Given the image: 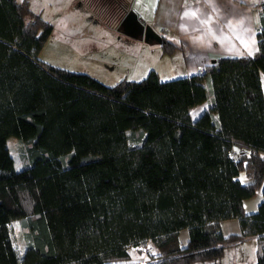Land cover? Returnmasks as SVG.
<instances>
[{
  "label": "trees",
  "instance_id": "obj_1",
  "mask_svg": "<svg viewBox=\"0 0 264 264\" xmlns=\"http://www.w3.org/2000/svg\"><path fill=\"white\" fill-rule=\"evenodd\" d=\"M102 2L117 7L118 22L127 13L124 0ZM258 7L254 55L106 84L43 62L53 24L29 0H0V264H20L13 220L24 231L22 264H214L251 236L264 264V0ZM162 47L176 45L163 36ZM11 135L28 144L21 169ZM260 188L258 209L246 212ZM229 218L239 233H223ZM147 241L156 250L132 260L129 247Z\"/></svg>",
  "mask_w": 264,
  "mask_h": 264
},
{
  "label": "rangeland",
  "instance_id": "obj_2",
  "mask_svg": "<svg viewBox=\"0 0 264 264\" xmlns=\"http://www.w3.org/2000/svg\"><path fill=\"white\" fill-rule=\"evenodd\" d=\"M49 1L47 5L44 4L42 16L53 24V30L39 52V58L43 62L73 71L87 72L106 84H115L124 78L142 79L150 71L149 67L152 63L158 64L155 60V52L148 49L147 45L142 47L126 41L127 35L118 28L119 22L116 17L119 11L116 6L111 5L104 9L106 3L102 2L103 0H95L104 10L99 11L98 7L90 5L89 0H75L76 3L80 2V5L71 2L68 8L65 6L66 0ZM125 2L127 11L139 9L145 14L149 12L148 8L144 9L145 6L141 5L140 0H125ZM179 76L182 75L172 72L161 74L162 79ZM207 87L209 95H212L210 83ZM8 144L14 157L15 167L21 169L28 162L26 156L28 144L15 135L8 137ZM262 198L263 191L260 188L255 195L245 199L254 200L252 206H249L247 201L245 211H256ZM9 230L16 255L22 264L24 231L20 220L9 222ZM179 239L181 245L187 244L188 228L180 230ZM256 249L257 237L251 236L228 245L224 253L212 261L214 264H256ZM155 250L150 241L129 247L131 259L136 261H144L148 252Z\"/></svg>",
  "mask_w": 264,
  "mask_h": 264
},
{
  "label": "crops",
  "instance_id": "obj_3",
  "mask_svg": "<svg viewBox=\"0 0 264 264\" xmlns=\"http://www.w3.org/2000/svg\"><path fill=\"white\" fill-rule=\"evenodd\" d=\"M31 7L44 14V4L49 0H29ZM125 1V0H124ZM262 0H140L147 14L134 9L139 19L151 24L156 32L172 41L176 47L165 52L162 42L130 38L126 41L146 47L155 52L150 69H156L161 77L163 72L179 75L198 73L212 60L221 55H254L258 50L257 28L260 24L258 3ZM75 0H66L67 8ZM76 5V6H77ZM63 13V11H61ZM61 16V15H60ZM118 21V20H117ZM137 39V40H132ZM146 43V44H144ZM209 106L206 100L191 109L193 118L198 117ZM245 179V175L241 174ZM252 206L254 200H244ZM223 233H239L238 218L221 221Z\"/></svg>",
  "mask_w": 264,
  "mask_h": 264
},
{
  "label": "water",
  "instance_id": "obj_4",
  "mask_svg": "<svg viewBox=\"0 0 264 264\" xmlns=\"http://www.w3.org/2000/svg\"><path fill=\"white\" fill-rule=\"evenodd\" d=\"M118 28L133 38L143 37L144 40L148 42L163 41V36L156 32L151 24L143 23L134 9L127 11V13L120 20ZM213 61H215V58L212 62Z\"/></svg>",
  "mask_w": 264,
  "mask_h": 264
},
{
  "label": "built area",
  "instance_id": "obj_5",
  "mask_svg": "<svg viewBox=\"0 0 264 264\" xmlns=\"http://www.w3.org/2000/svg\"><path fill=\"white\" fill-rule=\"evenodd\" d=\"M256 28H257V30L260 28V24H258L257 26H256ZM206 71V68L205 67H202L200 70H199V72L200 73H204Z\"/></svg>",
  "mask_w": 264,
  "mask_h": 264
}]
</instances>
